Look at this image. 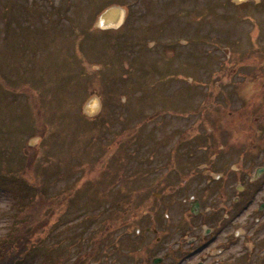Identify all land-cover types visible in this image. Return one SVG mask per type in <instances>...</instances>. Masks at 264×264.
<instances>
[{"label": "rangeland", "instance_id": "rangeland-1", "mask_svg": "<svg viewBox=\"0 0 264 264\" xmlns=\"http://www.w3.org/2000/svg\"><path fill=\"white\" fill-rule=\"evenodd\" d=\"M112 3L125 24L97 29ZM260 166L264 0H0V259L9 241L11 264H264ZM238 191L221 233L185 226L180 203L233 211Z\"/></svg>", "mask_w": 264, "mask_h": 264}, {"label": "flooded vegetation", "instance_id": "flooded-vegetation-1", "mask_svg": "<svg viewBox=\"0 0 264 264\" xmlns=\"http://www.w3.org/2000/svg\"><path fill=\"white\" fill-rule=\"evenodd\" d=\"M234 89V88H233ZM218 103V102H217ZM217 103H215L216 105H217V107H218V111H217V113L216 114H214L213 113V117H217L218 116V114L220 113V109H219V106H218V104ZM215 115H217V116H215ZM217 118H219V117H217ZM217 126H218V128L219 127H222V130H219V131H217V133H216V135L214 134V136L215 137H219L220 139H221V134L219 135V133L218 132H223V131H226L227 132V127L224 125V124H222V123H220L219 125L217 124ZM218 130V129H217ZM222 138L224 139V136H222ZM216 139V138H215ZM220 142L221 140H214V141H209L208 142V146H207V148H209V149H213V145L214 144H218V143H215V142ZM224 141V140H223ZM204 142V141H203ZM221 146H222V144H221ZM221 146H219L218 145V149H220V148H222ZM218 155H220V153H222V151L220 150V151H217L216 152ZM212 155H214L213 153L212 154H210V157L212 156ZM217 155V156H218ZM219 157V156H218ZM208 160V165H205V167H207L206 168V170H205V168L203 167L200 171H202L203 173H206L207 171H208V174L206 175L207 176V179L209 180V181H214V182H220V180H224V178L225 177H227L226 176V171H225V167H223L222 169H219V168H215L214 166H213V164H211L212 163V161H210V159H207ZM215 162V161H214ZM200 164H203L202 162H199V165L198 166H200ZM257 169V168H256ZM215 171H217L218 172V174H220V176L216 179L214 176H213V173L215 172ZM173 173V172H172ZM256 173H257V170H255V172H254V174H253V178L255 177V175H256ZM153 174V173H152ZM153 175H155V173L153 174ZM172 175V174H171ZM224 177V178H223ZM157 181V180H156ZM155 181V182H156ZM210 183V182H209ZM167 184H170V183H167ZM244 187H246V185H244ZM181 189V187H179L177 190H180ZM171 190V189H170ZM176 190V191H177ZM243 192H239L238 191V194H239V196L237 195V197L239 198V202L241 201V199H240V194H242ZM161 194V193H160ZM220 195H223V192H221V193H219ZM251 194H255V192H251V190L249 191V193H248V195L246 196V198H248V197H250V195ZM161 196H166V194H164V193H162L161 194ZM199 200V208H197L196 209V211H193L192 210V203L193 202H196V200ZM200 203H202V200L200 199V198H194V199H192V200H190V202H189V205H188V208H186V206H185V208H184V205H181L182 203H180L179 204V206L180 207H182V212H181V214H184L185 215V213L187 214V216H186V222H185V226L187 227L188 226V223H189V225H192L193 226V228H197L198 226H196V225H194L193 223H191L190 221H189V219H188V215L190 214L192 217H203L202 219H201V230H202V238H206V237H208L211 233H221L222 231H223V229H225V228H227V227H230L232 224H233V222L235 221H231L232 220V218L233 217H235L236 215H237V212L242 208V203H244V200L242 201V202H240V203H236L235 202V204H236V206L234 207V210L232 211V210H221V209H219L218 207L216 208L215 206H214V204H212L211 206H210V210H209V212H206V213H204L203 212V210L204 209H206V206L205 207H203V205H201ZM264 202H262L260 205H259V207H258V210L260 209V207H261V205L263 204ZM200 205H201V207H200ZM171 206V205H170ZM174 205L172 206V207H169L171 210H170V212H172V210H174ZM185 209V210H184ZM188 210V211H187ZM183 217H182V215L179 217V219L178 220H181ZM223 218V219H222ZM187 219H188V221H187ZM222 219V221L220 222V223H218V224H216L213 228L211 227V226H209L208 224H206V222L207 221H210V222H213L214 220L215 221H220ZM256 219H258V217L256 218ZM177 220V221H178ZM177 221H176V224H178V225H180L181 226V221H179L178 223H177ZM208 223V222H207ZM182 230H180V232H181ZM189 230L187 231V234H185V236L187 237V239H189L188 237H189ZM234 236H237L236 235V233L234 232ZM200 237V236H199ZM192 238H194V239H196V237H195V235H192ZM232 238H233V235H232ZM230 241H232V240H230ZM181 249H183L182 247H181ZM156 257H153L152 258V261L155 259ZM93 264H99V263H93ZM135 264V263H134ZM199 264H202L201 262H199Z\"/></svg>", "mask_w": 264, "mask_h": 264}, {"label": "trees", "instance_id": "trees-1", "mask_svg": "<svg viewBox=\"0 0 264 264\" xmlns=\"http://www.w3.org/2000/svg\"><path fill=\"white\" fill-rule=\"evenodd\" d=\"M125 3V2H124ZM112 4H114V3H112ZM56 10V9H55ZM113 32H115V31H113ZM134 44H136V43H134ZM142 44H144V42L142 43ZM114 47H116V46H114ZM141 48V47H140ZM138 49H139V47H138ZM138 52H139V50H138ZM126 61H128V65L130 64V60H129V58H126V57H124V56H121V63H126ZM132 63V62H131ZM131 67H132V65H131ZM121 76H122V80L123 81H127L129 78H130V76H129V74L131 75V74H133V70L132 69H128V70H126L125 68H124V65L122 64V66H121ZM125 96V95H124ZM121 97V96H120ZM126 97V101L129 99V96H128V94L125 96ZM113 101V100H112ZM113 104H114V102H112ZM115 105V104H114ZM116 106V105H115ZM109 114V113H108ZM42 125V124H41ZM45 126V125H44ZM136 134V133H135ZM135 134H133V135H131V134H129V137L127 138V139H131L132 137H135ZM135 138H137V137H135ZM31 146V145H30ZM213 150H214V152H217V151H220L219 149H218V145L217 144H214L213 146ZM210 153H212V152H210ZM36 156L35 155H30V157H29V161H28V163H29V165L31 166L32 164H34L35 162H36ZM47 222H46V220H44V221H42L41 223H40V226L41 225H44V224H46ZM31 236V233H27V234H25V235H22V238L20 239V240H18V242H17V245H21V246H23V249H26L25 247H26V244H27V242L29 241V237ZM13 245L9 242V241H4L3 242V245H2V248H3V256L1 257V259H0V264H11V262H12V260L15 258V257H18V254H19V252L18 253H10L8 256H7V252H8V250L9 249H11V247H12ZM21 249V248H20ZM22 251V250H21Z\"/></svg>", "mask_w": 264, "mask_h": 264}, {"label": "water", "instance_id": "water-1", "mask_svg": "<svg viewBox=\"0 0 264 264\" xmlns=\"http://www.w3.org/2000/svg\"><path fill=\"white\" fill-rule=\"evenodd\" d=\"M126 11L122 6L114 5L103 11L96 22V26L100 28H116L125 20ZM196 207H198V202ZM194 210V207L192 209Z\"/></svg>", "mask_w": 264, "mask_h": 264}]
</instances>
